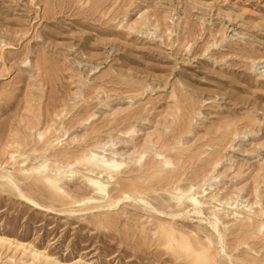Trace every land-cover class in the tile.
I'll list each match as a JSON object with an SVG mask.
<instances>
[{
    "label": "rangeland",
    "instance_id": "rangeland-1",
    "mask_svg": "<svg viewBox=\"0 0 264 264\" xmlns=\"http://www.w3.org/2000/svg\"><path fill=\"white\" fill-rule=\"evenodd\" d=\"M0 264H264V0H0Z\"/></svg>",
    "mask_w": 264,
    "mask_h": 264
},
{
    "label": "bare ground",
    "instance_id": "bare-ground-1",
    "mask_svg": "<svg viewBox=\"0 0 264 264\" xmlns=\"http://www.w3.org/2000/svg\"><path fill=\"white\" fill-rule=\"evenodd\" d=\"M92 156H90V157H92ZM121 162H117V161H115L112 158L104 159V160H101V159L100 160H94V159L89 158L87 161H85L86 166H91V168H94V170H99L101 173H104L106 175V179L107 180L112 179V174L115 173L122 166L123 163H121ZM41 167H43V169H45L46 165L44 164ZM38 169L40 170V168H37V170ZM74 175H76V174H72V176H74ZM3 178L5 180L8 179L5 176H2V179ZM86 180H87V183L89 184V186L93 189V191H100L103 188V185H104L103 182H102L103 177H98V178H93V179L87 178ZM11 184L13 185V182H11ZM17 195L20 198H22L25 202L30 204L31 206H34L35 208H40L32 199H30L27 196H25L24 194H22L19 190L17 191ZM124 198L130 199L128 196H125ZM131 200H133V199H131ZM186 200L188 202L194 204L195 210H196L195 214L199 215L201 213L200 209L197 207V205L199 204V201H197L196 198L193 197V196H188L186 198ZM208 224L210 225L212 231H214L215 233L219 234L216 222L215 223L208 222Z\"/></svg>",
    "mask_w": 264,
    "mask_h": 264
}]
</instances>
